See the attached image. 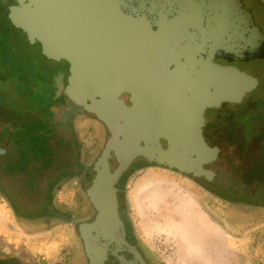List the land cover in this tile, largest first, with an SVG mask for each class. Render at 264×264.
<instances>
[{"label":"water","instance_id":"obj_1","mask_svg":"<svg viewBox=\"0 0 264 264\" xmlns=\"http://www.w3.org/2000/svg\"><path fill=\"white\" fill-rule=\"evenodd\" d=\"M0 25L18 57L66 69L52 115L41 117L28 147L0 132V181L21 208L49 212L47 182L74 170L70 115L83 111L108 132L85 188L94 217L77 223L88 264H103L108 254L120 264H147L125 238L115 186L135 157L217 195L264 205L256 188L242 197L222 186L227 168L206 136L215 132L207 109L247 93L264 99V78L231 64L255 58L264 41L241 0H0Z\"/></svg>","mask_w":264,"mask_h":264},{"label":"rangeland","instance_id":"obj_2","mask_svg":"<svg viewBox=\"0 0 264 264\" xmlns=\"http://www.w3.org/2000/svg\"><path fill=\"white\" fill-rule=\"evenodd\" d=\"M261 1L264 3V0ZM40 63L41 61H38L37 66ZM35 64L34 62L17 61L10 50L7 35L0 29V71L3 77L19 74L21 70L30 74V68H34ZM57 66L58 62L51 65L48 74L44 72L43 76L45 85L47 82L51 84L48 94L52 96L55 88L62 87V80H65L66 76V69L62 68L61 64ZM239 67L250 72L248 65L239 64ZM4 88L7 92L11 89L8 86ZM253 94L247 93L237 104L223 103L215 110L216 112L226 110L225 118L232 121L240 108L242 110L247 108L249 98ZM48 101V97L35 95L29 99L15 101L13 108L17 111L25 106L33 109ZM261 102H263L261 97L256 96L255 104L258 107V114L253 113V124L257 123L258 115H264V103ZM228 108L231 109L228 110ZM6 110L7 108L0 105V117L4 121L0 122V132L9 133L4 123L15 122V120ZM29 113L35 114L31 111ZM44 114L48 118L52 115L47 111ZM76 114L70 115V126L71 128L73 126L81 141L82 161L86 162L90 168L99 155L108 132L104 125L93 116L85 117ZM72 141L75 148L74 140ZM230 152L225 149L221 156L225 166L229 161ZM232 152L236 153L235 149ZM257 157L260 159H254V164L259 166L257 173L260 175L264 172V147ZM136 159L137 157L133 161ZM54 176L50 180H53ZM220 176L226 186H237V181L231 182L226 176ZM138 181L141 182L139 191L132 194L134 185ZM260 181L263 182L262 187H264V178ZM75 182L76 179L73 178L66 185L57 183L52 188L51 196L52 198L56 196V204H60L58 207L61 208L58 209L59 216L62 217L51 216L35 219L36 223L33 227L28 226L26 222L27 227H25L21 219L11 209H7L9 203L2 201L7 208L0 209L3 213V224L0 223V231L5 232L4 236H0V257L14 256L24 264H88L82 251L77 223L93 217V210L87 203L84 192L81 191L84 189L76 188ZM123 189L124 214L129 220L135 241L139 244L149 264H204L198 258L199 256L191 252L186 236V232H192L190 227L192 220L187 215L191 208L207 214V216L204 214L206 218L201 219L200 222L205 225V229L211 228L213 233L217 229L222 233L223 246L227 242V246L234 247L233 253L225 256L230 257V264H264V208L262 205L252 200L239 201L244 202V205L236 201L226 202L225 199H221L220 195L209 191L199 182L177 171L149 164L138 165L128 170ZM64 211L68 215L72 214L75 221L67 224L63 219ZM39 212L31 211V214L36 215ZM7 217L8 220H5ZM210 253L212 257H215L214 251Z\"/></svg>","mask_w":264,"mask_h":264},{"label":"trees","instance_id":"obj_3","mask_svg":"<svg viewBox=\"0 0 264 264\" xmlns=\"http://www.w3.org/2000/svg\"><path fill=\"white\" fill-rule=\"evenodd\" d=\"M0 29L3 28L0 25ZM3 32H5L3 30ZM6 34V32H5ZM10 50L12 51L13 56L17 59V61L21 63H36L34 68H30V74L24 72L23 70L20 71L19 74H15L11 77L7 75L3 77V74L0 71V105L4 108H7V113L13 117H26L30 115H34L33 120H31L28 124L22 125H15V126H7V123H4L6 127L9 129V137L11 136V141L28 147L30 143L34 140V128L36 124L41 121L46 115L44 114L46 111L49 112L50 103L52 102V95L48 94L49 85L48 82L45 85L43 80L44 72L48 74V70L41 69L37 66V61H30L18 57L13 52L12 45L9 42ZM9 84V85H8ZM4 86L11 87L8 89V92L5 91ZM54 87V85L52 86ZM54 93V92H53ZM52 93V94H53ZM38 96L43 95L49 98V101L42 106L30 109L31 107L25 106L20 111H17L13 108L15 101L29 99L31 96ZM49 95V96H48ZM52 96V97H51ZM263 100L264 103V99ZM36 101V100H35ZM256 97L254 95L249 98V102L247 103V108L242 110L241 108L235 114L234 120L230 121L229 119L225 118L227 116L226 110L224 115V123H222V127L218 129L216 123H212L215 127V132L212 133L207 131L206 136L210 143L219 144L224 142V149H228L230 152L229 161L227 162V171L221 173L220 175L226 176V178L231 181H237V186H242L244 188V181L254 180V182H260V179L264 178V172H261L258 175L257 171L259 167L258 165L254 164V159H260L257 156L259 152L264 147V115H258L257 123L253 124L254 114H258V107H256ZM260 103V104H261ZM37 106V105H36ZM27 107V108H26ZM35 107V106H33ZM221 107V106H220ZM30 109V110H29ZM227 109V108H226ZM231 108H228V110ZM217 110V108H216ZM29 111L34 112L35 114L29 113ZM26 112H28L26 114ZM222 111H219L220 117L222 116ZM40 117V118H39ZM43 117V118H41ZM40 120H38V119ZM0 122L3 123L4 121L0 117ZM10 128H12L10 130ZM14 129V130H13ZM69 129H70V137L71 136V126L69 122ZM219 130V133H218ZM222 140V141H221ZM76 149V148H75ZM235 149L236 153L232 151ZM257 157V158H256ZM260 157V156H259ZM257 161V160H256ZM255 161V162H256ZM229 164V165H228ZM153 165V164H149ZM59 174H73L69 170L61 171ZM58 174V175H59ZM219 175V178H220ZM244 176V179L242 177ZM259 176V178H258ZM261 183H263L261 181ZM232 192V191H231ZM249 192V191H248ZM248 194V193H247ZM234 199L225 200L226 202L233 201ZM0 264H24L19 261L14 256L8 257H0Z\"/></svg>","mask_w":264,"mask_h":264},{"label":"flooded vegetation","instance_id":"obj_4","mask_svg":"<svg viewBox=\"0 0 264 264\" xmlns=\"http://www.w3.org/2000/svg\"><path fill=\"white\" fill-rule=\"evenodd\" d=\"M241 1L243 2L244 7L251 12L254 23L259 27V29L264 34V3L261 0H241ZM37 60L41 61V63L38 64V67L41 68L42 70L46 69L47 66H49V65L45 64L43 60H41V59H37ZM37 60H30V61H37ZM220 62L222 64H226L225 61H220ZM231 64L238 66V67H239V64L248 65L249 70L252 74H256L259 78H264V41L262 42L261 47L259 48V50L257 52V56H255V58L248 60V61H245V62H232ZM59 66H60V62H58L57 67H59ZM239 68H241V67H239ZM54 95H55V92H54ZM254 97H256V96H254ZM76 113H77L76 114L77 116H79V115L85 116V117L87 115L90 116L89 114H87L83 111H79V110ZM207 114H209L211 116L213 122L216 123V125L218 126V129H220L222 127L221 124L224 123L225 112H223L222 116L220 117L219 112H216V110L214 108H212V109L207 110ZM71 129H72L71 130V132H72L71 136H72V139L74 140V144H75V148H76V156L78 158V163H77L78 170L75 174H70V175L69 174H65V175L59 174L48 184L46 192L44 193L43 200L45 203L51 204L52 209H49V212L46 211L45 209H43L38 214L32 215L31 212H29L27 210H22L23 208H20L19 204L16 201V198L8 190V186L0 181V199L2 201L5 200L7 203H9V208L12 210L13 213H15L17 215L18 218H21L22 216H24L25 219H32V220L37 219L38 220V219H44L46 217L50 218L51 216L62 217L61 215L59 216L58 209H61V208L58 207L60 204H56V201H55L56 196H55V198H52V196H51L52 188L55 187V185L57 183L60 185L61 184L66 185L73 178L74 179L76 178V182L74 183V186H76V188L80 187V189L83 188V186L81 185V181L79 179V175L83 174V171L88 167V165L86 162H83L82 158H81V148H82L81 147V141L77 137V134H76L73 126ZM218 133H219V130H218ZM223 144H224V142H221L218 146L219 147V153H218L219 156H222L223 152L225 150ZM143 164L148 165V162L143 157H137V159L132 162L131 166L136 167L138 165H143ZM131 166H130V168H127L122 173V175L120 176V178L118 179V181L115 184V186L118 189L117 190L118 211H119L120 218L124 224L126 240L130 244H132L136 247V249L140 252L142 257L145 259L146 263L149 264L145 255L143 254L142 250L140 249L139 244L135 241L134 235H133V233L130 229V226H129V220L125 216L124 209H123V204H124L123 203L124 202V199H123V191H124L123 183H124V180H125V177H126L128 170H130L132 168ZM242 178L244 179V176ZM220 181H221V179H220ZM221 184L225 189L232 191L235 195L238 193H241L242 197L247 196L248 191L252 188H256L264 196V187H262L261 181L260 182H254V180H251V181L245 180L244 181V188L242 186L229 187V186H226L223 183V181H221ZM71 187H73V186H71ZM61 188H63V186ZM81 191L84 192V196L87 200V203L89 205H91L90 202L88 201V198L86 197L85 190H81ZM221 199L229 200V199H234V198L228 199V198L221 196ZM233 201H237V200L234 199ZM233 201H229V202L233 203ZM61 206H63V205H61ZM91 208L93 210V217H94L95 211H94L92 205H91ZM63 213H64L63 219H65L67 224H70V223L75 221L72 214L68 215L66 213V211H64ZM93 217H89V219L87 218V220H84V221L92 220ZM263 226H264V223H263ZM118 253L122 254L126 259H131V260L133 259V255L126 250L118 251ZM103 264H120V263L115 256L108 254V258Z\"/></svg>","mask_w":264,"mask_h":264},{"label":"crops","instance_id":"obj_5","mask_svg":"<svg viewBox=\"0 0 264 264\" xmlns=\"http://www.w3.org/2000/svg\"><path fill=\"white\" fill-rule=\"evenodd\" d=\"M46 70H48V71L50 70V65L47 66ZM75 158H76V166H75L74 170H69L73 174H75L77 172V170H78V166H77L78 158L76 156V153H75ZM88 172H89V167H87L83 171V174L79 175V179L81 181V185L83 186L84 190H85L86 184H87ZM58 174H56L54 176V178ZM51 181L52 180H49L47 182L46 189H47L48 184ZM139 185L141 186V182L140 181H138L134 185V188H133V189H136L137 192L139 190ZM46 189H45L44 193L46 192ZM44 193H43V197H44ZM63 199H67V198H63ZM235 200H237L236 202L241 201V200H238V199H235ZM239 203L244 205V202H239ZM46 204H47V209H52L51 204H49V203H46ZM3 207L7 208V206L4 205L2 203V200L0 199V209H3ZM262 207L264 208V205H262ZM7 209H10V208H7ZM180 209H182V208H180ZM204 214H206V213L205 212H201L200 210H196L194 208H191V210H189L188 213H187L189 218H191V220H192L191 225H190L192 232L191 233L186 232V236L188 238V244H189V247L191 248V252H194L196 256H199L198 258L200 260H202V262L204 264H230L231 263L230 257L226 258L225 256L230 255V253H233V250H235L234 247L232 248L230 246H227V242H225V246H223L222 241H221L222 233L219 230L216 229L214 231V233H213V231L210 230L211 228L209 230L205 229V225L202 222H200L201 219L206 218L207 214H206V216ZM2 215H3V213L0 211V223L1 224H3ZM20 219L24 223L25 227H27L25 225V222H26V224L28 223L27 224L28 226H32V227L34 226L33 225L34 222L36 223V220L25 219L24 216H22ZM5 220H8V217ZM195 228H200V230H202L201 235L197 234L195 236ZM4 233H5L4 231H0V236H4L5 235ZM212 251L215 252L214 253L215 257L211 256L210 252H212ZM221 252H222V254H221ZM219 258H221V259H219Z\"/></svg>","mask_w":264,"mask_h":264},{"label":"bare ground","instance_id":"obj_6","mask_svg":"<svg viewBox=\"0 0 264 264\" xmlns=\"http://www.w3.org/2000/svg\"><path fill=\"white\" fill-rule=\"evenodd\" d=\"M140 186V185H139ZM136 189H133V193L132 194H136L137 190L135 191ZM139 191V190H138ZM134 196V195H133ZM134 198V197H133ZM156 200V199H155ZM197 226V225H196ZM201 232L202 230H200V228H195V236L198 234V235H201Z\"/></svg>","mask_w":264,"mask_h":264}]
</instances>
